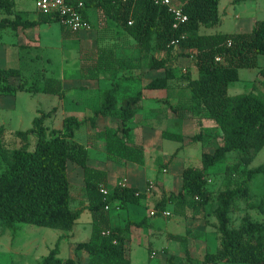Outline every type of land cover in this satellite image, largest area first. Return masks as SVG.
<instances>
[{"label":"trees","instance_id":"16d2710c","mask_svg":"<svg viewBox=\"0 0 264 264\" xmlns=\"http://www.w3.org/2000/svg\"><path fill=\"white\" fill-rule=\"evenodd\" d=\"M80 1L84 3L82 14L86 21L87 8H95L135 39L137 57L117 58L113 50H106L93 65L86 67L87 72L96 74L111 72L112 87L102 93L100 107L84 120L67 116L61 129H49L46 120L57 108L39 111L28 129L10 132L17 143L12 148L5 143L6 129L0 127V221L9 229L28 224L69 234L82 211L71 208L69 164L73 163L82 171L84 209L92 217L90 237L76 245V258L60 259L57 243L38 264H84L80 257L82 252L87 254L85 264H131L126 249L131 228H143L147 220L145 217L128 219L123 226H115L111 224V212L138 204L142 196H135L138 191L126 186H117L103 194L100 190L107 189L106 172L88 165L86 146L74 138L76 131L87 126L93 132L92 140L103 139L106 154L115 162L144 165L143 146L130 143V122L141 109L143 96L141 91L129 95L121 92L118 75L125 71L162 70L164 76L150 80L146 88L168 89L176 79L182 81L181 87L189 93L188 105L172 107L168 100L169 108L179 118L185 117L181 111L213 121L221 133V144L213 152L201 154L200 167L183 170L181 188L176 193H162L154 207L155 215L160 217L170 204L182 215L187 211L197 217L202 215L206 224L207 217L214 218L217 248L204 253L202 264H264V222L253 221L249 214L242 216L237 227H232L230 221V214L241 210L239 201L250 199L252 181L264 174L263 165L249 168L264 148V97L252 92L228 94L229 85L239 80V70L259 68L258 58L264 56V20L256 21L247 33L201 34L202 28L220 24V0H179L188 21L177 29L167 9L149 0ZM242 1L248 0H235ZM13 7L14 0H0V12L10 14ZM51 22L60 23V20L56 15L43 13H39L36 22L19 18L11 22L1 18L0 29L8 26L15 29L19 25L28 28ZM61 29L65 35L77 34L69 33L62 25ZM174 39H179L177 47L170 45ZM158 52H163V58L155 57ZM180 58L191 61L195 77L188 70L180 72L177 66ZM259 73L263 74L264 68H259ZM20 92H42L60 99L65 94L57 78L43 77L39 82L28 84L19 69L0 68V97H14ZM99 117H109L115 126L100 129ZM161 136L170 141L185 140L181 133L163 131ZM207 137L200 132L190 140L203 141ZM231 153L238 154L240 161L227 165L225 187L213 193L208 188V172ZM240 164L241 172L237 170ZM212 197L214 207L208 211ZM246 206L264 212L261 206L249 203ZM68 234L60 236L58 242ZM188 237L189 234L168 235L170 240L181 244L190 263ZM169 263L174 264L172 260Z\"/></svg>","mask_w":264,"mask_h":264},{"label":"rangeland","instance_id":"374dc122","mask_svg":"<svg viewBox=\"0 0 264 264\" xmlns=\"http://www.w3.org/2000/svg\"><path fill=\"white\" fill-rule=\"evenodd\" d=\"M21 5L32 8V0H19ZM220 12V24L213 28H202L201 34H214L218 32L232 33V32H249L255 21L264 20V0H248L242 2H235V0H220L219 3ZM91 18V17H90ZM92 27L83 30V33L87 36L94 35L95 31L99 29L98 20L94 21L91 18ZM106 25L109 30H113L114 23L106 19ZM44 31L47 35L46 47L40 52L44 56V61L39 62L38 69H45V73L48 76H62L66 78L71 75L80 79V57L82 53L87 52V40L86 37H73L72 35H65L61 29L59 22H51L49 26L43 25ZM49 29V31H48ZM49 33H48V32ZM82 32V31H81ZM1 34V30H0ZM67 34V33H66ZM110 33L108 32V35ZM91 36L87 37L90 38ZM100 40H107L110 42V38L99 37ZM120 40V39H119ZM112 41V40H111ZM117 42V39H116ZM133 51L134 49L131 48ZM137 53V52H136ZM119 56L133 57L131 51L127 53L118 52ZM4 50L0 44V67H16L15 60L10 62H4ZM48 58L49 61L46 59ZM6 63V64H5ZM6 65V66H5ZM259 68H264V56L258 58ZM177 66L180 72L184 73L187 70L193 77L196 76V71L189 59L180 58ZM34 65L30 66L23 75L25 81L28 84L39 81L38 77H32L28 75L30 69H37ZM89 67V66H88ZM259 68L255 69H241L239 70V80L229 85L228 94L238 95L247 94L249 92L255 93L264 97V73H259ZM142 74L144 70L139 71ZM172 88L179 90L182 88V81L176 79L172 82ZM104 91H101V95ZM84 93V92H83ZM154 93V92H153ZM156 93V92H155ZM180 94V93H179ZM180 98L176 102L177 104H171L172 107H185L188 105V92H183ZM16 104L11 102L10 98H3L0 102V127L6 129L5 143L7 147L12 148L17 145L14 141V137L10 134L11 131L26 130L30 127L32 119L36 116V110H47L53 106H57V111L46 120V125L49 129H61L63 120L66 116L71 115L72 112L78 120L83 119L97 108V101H79L73 105L74 101L64 99L58 102V99L53 95H47L39 93L36 95L29 93H17ZM11 103V106H10ZM167 105V104H166ZM15 106V107H14ZM182 115L187 117L181 123L177 124V119L174 117V112L171 111L169 106L161 104L144 105L143 111L136 118V122L141 123L147 127L148 132L153 134L152 141L157 140L154 146L151 147L153 154L145 156V166L133 165L134 168H138L141 178L144 183L152 180L154 184V192H152V203L146 206L141 204L140 214L138 219L146 218L147 222L154 225V230L147 228H141L140 236H131L128 243V255L130 257L131 264H163L164 253L163 249H168V253L171 254V260L176 261L177 264H202V259L206 251L213 252L217 248V240L214 225L216 224L214 218L207 217L208 222L205 223L204 219L200 216H195L191 211L186 215H182L177 212L173 205L168 204L165 210L171 215L170 218L164 219L162 217H148L147 214L150 211L155 210V205L161 200L162 192L167 188L161 186V180L169 177H175L176 171H183L189 168H198L201 164V154L205 151L213 152L217 145L221 144V133L211 120H202L198 117H191L186 112H181ZM92 115V114H91ZM146 118V119H144ZM108 121L104 119L100 123V129L107 126ZM134 126V124H133ZM138 126V125H137ZM163 131L173 133H183L185 140L183 142L170 141L167 139L159 140V133ZM155 132V133H154ZM202 133L207 135V139L203 141L192 142L191 136ZM143 133L141 130L135 132L131 142L143 144L147 139H140L139 136ZM137 134V135H136ZM93 135V132L88 130L87 126H82L75 133V141L84 143L88 140V136ZM155 136V137H154ZM103 139H98L97 144H100ZM99 142V143H98ZM146 146V144H143ZM101 147V145H100ZM149 148V147H148ZM89 158V164L92 166H101L102 164H96L98 162H92V158H96L98 161H106L108 155L102 150V148H93ZM174 157L170 159L172 156ZM240 161L238 154H228L225 160L217 164L212 170L208 172V188L216 193L217 190L225 187V169L227 165H232ZM118 167L122 165L120 163ZM168 168V173H162L159 171L161 166ZM264 166V148L255 156L253 162L249 165V168ZM164 167V169H167ZM179 167V168H178ZM178 168V169H177ZM242 164L239 165L237 170L242 171ZM121 169L120 172H123ZM164 172V170H163ZM239 172V174H240ZM110 173V172H109ZM179 182V189L181 188V176ZM111 175V173H110ZM69 177H70V194L72 197L71 208L82 210L81 214L74 225L72 236L64 237L58 242V239L62 235H66L63 231L57 229H49L45 227H37L28 224H19L14 229L7 228L0 221V264H18L17 262H27V264H37L44 256H46L51 249H53L58 243L59 255L62 260L70 257L76 258L75 247L78 243L87 241L91 234V213L84 209L85 197H84V183L82 180L81 168L73 163L69 164ZM122 177V176H120ZM176 178H171L167 192L177 189ZM108 181V173H107ZM165 185H167L164 182ZM176 184V185H175ZM164 189V190H163ZM178 189V190H179ZM251 195L247 201H239L240 211L230 214V221L232 227H237L241 221L242 216L249 214L250 218L256 222H264V212L256 209H248L247 203L261 206L264 210V174L258 175L250 184ZM156 196V199H153ZM213 201L208 206L209 210L214 207ZM157 202V203H156ZM152 208V209H151ZM147 211V212H146ZM118 210L111 212L112 219L116 217ZM120 213V212H119ZM121 217L126 216V210H122ZM134 216V215H133ZM135 217V216H134ZM140 217V218H139ZM120 222V219H117ZM124 223V222H123ZM189 230V233L187 232ZM155 231L162 232L159 235H152ZM142 232V233H141ZM167 233L177 235H188V247L190 249L191 262L186 261L185 255L182 251V246L179 242L170 240ZM27 241H33L36 245V249L30 248L28 252H24L23 249H27ZM71 249V250H70ZM151 251L155 252L153 258L150 257ZM170 260V259H169ZM166 262L165 264H170ZM36 262V263H33Z\"/></svg>","mask_w":264,"mask_h":264},{"label":"crops","instance_id":"0c3cea01","mask_svg":"<svg viewBox=\"0 0 264 264\" xmlns=\"http://www.w3.org/2000/svg\"><path fill=\"white\" fill-rule=\"evenodd\" d=\"M85 16H86V18L90 24V27H92L91 18L94 19V21L98 20L100 25H99L98 31L94 32L95 33L94 35H92V36L89 35V36H91L90 38H87L89 36L85 35L83 33V31L77 33L76 35H72L73 37H82V38L87 36L86 40H87L88 45H87L86 49L88 51L79 55L80 63H81L80 69H79L80 79H79V77H78V79H76L77 77H74L71 75H69L67 78L64 75H62L61 77L58 75L55 77L54 76H48L44 71L45 69H38L36 67V66H38L39 62H42L45 59L44 56L42 55V53L40 52L41 50H43V48L46 47L47 38H48L47 35L45 34L46 31H44V28H43L44 24L34 26V27H28V28H23L19 25L15 29H12L9 26L4 27V28L0 29L1 30L0 44L3 46V50H4V56H3L4 62H7V61L10 62L11 60H15L14 64H16V67H14V68L19 69L21 71L22 77H23L24 73L26 72V71H24V68L27 70L28 68H30V66L34 65L37 69H32V70L30 69L31 73L29 72L28 75H30L32 77H38L39 81H41L43 77H54V78L59 79L62 83L65 94H64V97L61 99L59 97L55 96L58 99V102H61L64 99H68L69 101H74L73 105H75L79 101H88V100L90 101V100L96 99V101L98 102L96 109H98L100 107V103H101V93L100 92L105 91V90L112 87L111 72L100 71L96 74V73H92V72H87L86 67L93 65L99 59L102 52L106 51V50H113V54L115 55V57L126 58V59H135L137 57L138 53H136L137 49L135 47L136 46L135 39H133L131 36L127 35L113 21L112 22L114 23L115 28L113 30L111 29L108 31V28L106 25V19L107 18L104 17V15L102 14V12L100 10H97L95 8H87V10L85 11ZM1 18H4V19L7 18L11 22L14 21L16 18H19L22 21L36 22L39 18V13L37 12V10L35 8L34 0H32V8L25 7V5H21V2L19 0H14L13 11L10 14H6V13L1 11L0 12V19ZM107 20H109V19H107ZM254 23H253V25H254ZM45 24H47L49 26L50 23H45ZM48 31H49V29H48ZM108 32L110 33L109 35H108ZM218 33H225V32H218ZM232 33H234V32H232ZM237 33H247V32H237ZM100 36H102L103 38L107 37V39L109 37L110 42L107 43V40H104V39L100 40V38H99ZM116 39H117V42H116ZM131 48H133L134 51ZM128 50L131 51V54H133L132 55L133 57L119 56L118 55L119 51H121L122 53H125V52L127 53ZM163 56H164L163 52L155 53V57L157 59H161V58H163ZM46 59L49 61L48 58H46ZM178 62H179V60H178ZM0 68H13V67H0ZM144 71L145 72L143 74L141 72L135 71V70L133 72L132 71L121 72L118 75V82L120 83V91L124 92L125 95L126 94L127 95L133 94L136 91H141V93H142L143 97H142V101H141V109H139L137 111L134 118L130 122V125L132 128L130 143L143 146L144 154L147 157V156H150L153 154V150L151 149V147L154 146V143L157 140L152 141L153 140L152 139L153 134H151V132H153V131L148 132L147 127H145L141 123L139 124V122L135 121L136 118L143 111L144 105H148V104L152 105L155 103V104H161L164 106H168V103H167L168 100L170 102L169 105L177 104L176 102H179L178 100L180 98L181 99L183 98V97H181V94L183 92H185V90H183V88H180L179 90H177V88H172L173 87L172 82L170 83L171 86L168 89H157V90L147 89L146 85L148 84V82L150 80L155 79V78H162L164 76V74H163L162 70L151 72V73H148L147 70H144ZM23 80H25L24 77H23ZM20 93H28V92H20ZM39 93H42V92L29 93V94L36 95ZM16 95L14 97L2 96V97H0V102L3 98H10L12 100L11 102L16 104V100H17ZM10 106H11V103H10ZM54 107L58 108L57 106H53L52 108H54ZM51 109L36 110L35 113H36V115H38L39 111H45L46 112V111H49ZM74 113L75 112H72V114L71 115L69 114V116H74ZM91 114H92V111H90L89 115L85 116L83 119L78 120V121L84 120L86 117L91 116ZM74 117H76V115ZM174 117L177 119V124L181 123V121H183L187 118V117L179 118L176 115H174ZM104 119H107V121H108V124L105 127H109V126L114 127L115 126V124L110 121L109 117H99L98 118V127L99 128H100V123ZM144 119H146V118H144ZM202 120H205V119H202ZM133 124H134V126H133ZM138 130H141L143 132L139 135V136H141L140 139L142 140V143L144 142L143 139L146 138L147 140L143 144H146V146H148L149 148L145 147V145H143V144L131 142V140L134 137L135 132ZM181 134H183V133H181ZM161 135H162V132L159 133V140L160 141H161V139H163ZM184 137H185V135H184ZM93 138H94V135H91L90 137L88 136V140H85L84 143H81V144H84L86 146V148L88 150L89 158L93 154L92 152L95 151L93 148H102V150L105 152L104 141L101 140L102 142H100V144H97L98 139L92 140ZM78 143H80V142H78ZM100 145H101V147H100ZM205 152H209V151H205ZM88 161H89V159H88ZM95 161L98 162L96 164L101 163L102 165L101 166H92L89 164V162H88V165L91 167L103 170L106 172V174L108 173V181H107V189H106L107 191L112 190L113 188H115L117 186H126L129 188H135L138 191V193L142 196V198L140 199L138 204H130V205H128V207L126 209H115V210H118V212H116L117 214H116L115 219L114 218L112 219V217H111V224L115 225V226H123L124 223L128 219L141 220L142 217L141 218L139 217L140 219H138V216L140 214L141 204L144 203L146 206H149V203L153 202L151 194H152V192H154V184L152 183V180L146 181L144 183V181H143L144 177L141 178L140 174H138L139 169L134 168V166H133L136 164L129 163V162H122V163H120V165H122V166L119 168L118 164H115V161L110 157H108V159H106V161H102V162L100 160L98 161L96 158H92V162H95ZM145 162H146V160H145ZM145 165L146 164L144 163V165H142V166H145ZM121 169H124V171L120 172ZM163 170H164V172H163ZM159 171H162V173L167 174L168 168L167 169L162 168V169H159ZM109 172L111 173V175ZM176 172L177 173H176L175 177H169L167 179L165 178V179L161 180V186L164 185V187L167 188L166 190L163 189L164 190L163 192L168 193L167 192L169 190L168 189V187H169L168 183L171 182L170 181L171 178H176L175 180H176V184H177V189L172 190L171 192L176 193L179 191L178 187H179V182H180V175H181V172H183V171H181V169H180ZM81 174H82V171H81ZM120 176H122V177H120ZM69 179H70V177H69ZM164 182L167 185H165ZM149 184H152V189L148 192L147 190H148ZM153 199H156V196ZM85 207H86V202H85L83 208H85ZM74 210H77V209H74ZM122 210H126V216H124V217L120 216L122 213ZM207 210L209 211L208 208H207ZM150 212L154 213L156 211L152 210ZM166 212H168V211H166ZM187 212H186V214H187ZM151 213L147 214L148 217H150V218L158 217L155 214L151 215ZM160 217L167 219V218H170L171 215L168 217H164L161 215ZM91 219H92V217H91ZM117 219H120V222H118ZM90 225H91V221H90ZM143 228H147V229L153 231L154 225L147 222L146 226ZM140 230H141V228L132 227L131 228V236H135V235L140 236ZM72 231L68 234L67 237H69L70 235L72 236V234H71ZM160 233H162V232L155 231L154 233H152V235H159ZM169 234H172V233H167V236ZM173 235H177V234H173ZM131 236H130V238H131ZM24 243H27V246H28L27 249H23L24 252H28L29 250H31L30 248H34L33 250L36 249L35 248L36 245L34 244L33 241H27ZM128 243H129V241L126 244L127 253H128ZM162 251H163L164 256H165L163 264H165L166 262H168L169 259L171 260L172 256H171V254L168 253V249H163ZM151 253H155V252L151 251ZM151 253H150V257H151ZM80 257L82 259V263H84V264L87 263V254L86 253L82 252L80 254ZM70 258H73V257H70ZM129 259H130V257H129ZM17 263L18 264H27V262H17ZM33 263H36V262H33ZM130 263H131V261H130ZM173 263L177 264L176 261H173Z\"/></svg>","mask_w":264,"mask_h":264},{"label":"built area","instance_id":"2783aa9c","mask_svg":"<svg viewBox=\"0 0 264 264\" xmlns=\"http://www.w3.org/2000/svg\"><path fill=\"white\" fill-rule=\"evenodd\" d=\"M123 2L127 0H122ZM153 5L159 7H165L167 11L172 15L174 21V28L185 24L188 21V17L184 14L182 6L179 0H149ZM35 8L38 13L43 14H52L56 15L60 24L64 26L66 31L71 34L79 33L83 30L90 28L88 21L84 19L82 10L84 8V3L80 0H34ZM131 23H129L130 25ZM179 39H174L170 42V45L177 47ZM152 189V184L148 186V192ZM103 194H107L108 191L104 188L100 190ZM135 196H139V193H136ZM156 212H152L151 215H154ZM162 216H170L169 212H162ZM155 253H151L153 258Z\"/></svg>","mask_w":264,"mask_h":264}]
</instances>
